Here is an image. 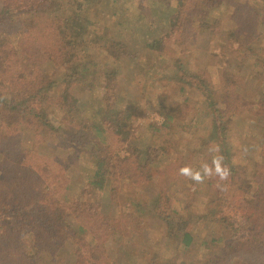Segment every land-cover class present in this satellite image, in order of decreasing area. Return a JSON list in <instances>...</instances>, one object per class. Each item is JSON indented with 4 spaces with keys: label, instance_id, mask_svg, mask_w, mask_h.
Masks as SVG:
<instances>
[{
    "label": "trees",
    "instance_id": "16d2710c",
    "mask_svg": "<svg viewBox=\"0 0 264 264\" xmlns=\"http://www.w3.org/2000/svg\"><path fill=\"white\" fill-rule=\"evenodd\" d=\"M76 1L0 0V38L6 36L0 40V264H56L44 261L38 251L53 245L58 235L69 243L76 264H264V147L258 164L250 168L235 159L228 134L231 122L244 120L247 112L264 113L263 83L254 101L241 93L243 79L251 83V72L264 75V0H246L240 9L226 5V13L232 14L228 29L222 18L214 16L212 0H163V4L149 0L142 19L153 34L150 42L128 49L103 35L102 45L95 52L86 53L82 62L76 60L69 66L64 58L73 42L72 34L87 25L90 15L83 3ZM163 21L167 28L161 30ZM203 37L218 41L222 54H218L219 63L225 61L234 76L223 74L214 83L206 70H197L190 63L188 56L196 46L193 43ZM28 45H32L28 53L20 52L27 51ZM165 49H172L176 70L168 80L179 77L175 81L198 91L196 101H204L203 113L210 118V134L201 140L196 162L208 165L209 178L206 175L203 181L214 192L204 214H196L191 208L179 212L170 201L172 178L192 170L184 166L183 171L176 170L183 159L181 152L171 166L174 176L165 174L156 181L154 175L160 173L161 160L175 153L169 142L177 133L176 127L183 126L186 119L191 122L193 112L188 102L195 98L186 97L171 107L160 104L167 111L166 119L161 125H152L153 133L157 136L165 130L168 138L162 136L163 140L142 146L132 142V135L137 133L131 123L130 101L118 96L122 104L114 107L109 97L98 95L114 86L107 83L117 72L110 66L93 68L96 59L110 65L113 57L117 63L130 54L136 62L142 52L149 51L148 59L165 58ZM32 50L64 66L61 82L44 79V85L40 71L18 72L17 65ZM141 62L134 68L135 77L153 78L157 66L147 67ZM125 133L132 135L126 138ZM27 137H31L30 144ZM47 137L56 141V148L45 143ZM259 137L264 140V134ZM126 145L128 154L122 155L120 150ZM53 149L57 150L55 157ZM84 159L92 167L86 185L108 192L113 202L108 211L93 198H78L73 193L69 172ZM151 183L157 194L148 203L143 192ZM122 195L130 204L125 205L124 216L114 217L119 201L126 199ZM146 219L159 222L165 229L170 251L165 256L153 253L148 259L133 262L129 254L139 249L131 242L142 234ZM202 219L212 225L209 237H215L213 249L202 260H190L195 235L191 228ZM217 226L228 234L226 241L221 235L216 239ZM113 227L120 239L112 236ZM15 232L20 233L19 238ZM23 232L33 237L31 252L24 246ZM109 239L118 242L119 259H128V263L106 254L104 244Z\"/></svg>",
    "mask_w": 264,
    "mask_h": 264
},
{
    "label": "rangeland",
    "instance_id": "374dc122",
    "mask_svg": "<svg viewBox=\"0 0 264 264\" xmlns=\"http://www.w3.org/2000/svg\"><path fill=\"white\" fill-rule=\"evenodd\" d=\"M76 1V0H75ZM84 5V10L88 12L89 20L87 25L73 33L74 39L71 42V47H69V52L66 53L64 60L68 65H74L82 62L84 55L90 51L95 52L97 47L99 48L102 44L103 35L108 37L112 43H120L122 45H127L128 49H133L134 47L143 46L144 41L150 42L153 38V34L148 31V27L145 25L144 20V10L148 6L149 0H136L135 3H130L126 0H119L116 3L107 2L101 0H78ZM161 1L163 4V0ZM172 1L165 0L164 2ZM246 0H212L214 16L222 18V23L225 29L231 27L230 18L232 14L226 13L224 7L226 5L234 8H242L243 2ZM77 2V1H76ZM220 4V5H219ZM163 6V5H162ZM143 10V11H142ZM159 27L161 30L167 28V25L163 21ZM5 35V34H4ZM6 37V36H2ZM0 38V40L2 39ZM11 39V35H9ZM205 39H197L193 44L195 52L193 55L188 56L190 63L197 70H206L207 76L213 80L214 83L221 80V76L224 74H231L232 71L226 66L225 61L219 63V49L218 41L211 40L206 37ZM261 39L264 46V28L261 30ZM5 40V39H4ZM32 45H28L27 51L21 50L22 53H28ZM171 48V47H168ZM165 58L160 56H153L148 59L149 51L146 54L139 55L137 61L133 56H129L124 61H119L115 63V58H112V64L107 63L103 59H96L92 64L93 68L95 66H107L113 68L117 72V76L109 80L107 84L114 85L108 90H102L98 95L102 98H110L114 104V107L121 106V101L123 96L127 98V102L130 101L129 106L133 108V127L136 129L137 136L131 133H125L126 138L129 134L133 136L132 142L136 140V143L144 146L149 143H156L163 140L162 136L168 138L166 131L162 130L157 136L153 133V124H162L164 119H166V109H161L160 104L164 107L175 106L177 103L183 102L186 97L195 98V101L188 102L190 106V111L193 112L189 118L184 121L183 126L176 127L177 133L172 136L170 146L171 151L175 152L167 158H163L158 165L160 168V173L154 175L156 176V181L165 178V174L173 175L171 172V166L175 162L178 152L183 156L180 160V166H176L177 171H183V167H192L191 174L185 176H179L172 178L171 180V191H170V201L174 209L179 212L185 213L188 208H191L196 214H204L208 210V206L214 197V192L211 190L209 185H205L204 177L207 175L208 165L201 162L196 163L199 160L200 155V142L203 138L210 134L208 125L210 124V118L206 117L203 113V102L202 100L196 101L199 98V92L192 87H186L181 81L168 80L169 77L175 75L176 70L173 68L174 58L171 59L173 55L172 49H165ZM219 54V55H218ZM119 58H122V51H119ZM20 64L17 65V70L29 72L33 69L34 72L40 71L42 74V82L44 85L45 81H50L56 83L65 77L64 66L62 64L53 62L52 60L44 59L41 57V53L36 54V50H32L28 55H26ZM133 60H132V59ZM222 59V57H221ZM223 60V59H222ZM142 61V62H141ZM125 62V63H124ZM144 64L146 62L147 67L150 65L157 66V73L152 78L146 79L145 76L140 75L137 78L134 75V68L137 63ZM120 63V64H119ZM222 64V65H220ZM21 67L19 68V66ZM251 83L249 84V79L246 82L244 78L242 81L241 93L249 101H254L257 96V89L260 83L264 84V75L251 72ZM40 75V73H39ZM150 75V73H148ZM143 76V77H142ZM230 76H234L231 74ZM167 78V79H166ZM41 79V78H40ZM142 79V80H141ZM163 79V80H162ZM64 88V87H63ZM182 88H185L182 90ZM50 92H54L51 91ZM119 96V97H118ZM255 106V104H252ZM97 108L95 107V110ZM65 128H69L67 124H64ZM229 138L232 142L234 148V157L238 162L247 164L250 168H253L260 159L262 155V147H264V140L259 137L264 134V113L259 111L247 112L244 115V120L237 118L233 123L231 122L229 130ZM264 138V137H263ZM31 143V137L26 138ZM51 137H47L44 141L46 144L53 145V148L57 147V143ZM173 145V146H172ZM35 150L39 151V146H36ZM122 155H127V145L121 150ZM53 157L57 155V150L53 149L51 151ZM82 163L75 164L76 170H70L69 178L70 182L73 184V193L76 194L78 198L90 197L94 201L98 202L100 207L103 206L105 211L109 210V207L113 203L110 200L108 192H100L93 186L86 185L87 178L91 173L92 167L91 163L87 160H81ZM63 163L62 161L59 163ZM73 162H70L72 166ZM174 176V175H173ZM209 175H207V179ZM157 189L153 183H151L148 188L143 192L149 198L148 203L153 202ZM121 198L125 199L123 202L119 201V209L113 213L114 217H122V213L125 210V205L130 204V200H127V196L122 195ZM151 202V203H152ZM132 210V207L130 206ZM127 218L130 214L129 208L127 209ZM151 218L149 215H147ZM145 226L142 228V234L137 238L132 240L131 244L139 251H135L129 254L133 257V262H137L139 258L148 259L153 253H160L165 256L169 253L165 229L157 221H152L149 219L145 220ZM216 239H219L221 235L226 241L228 234L222 231V229L217 226ZM194 235V242L192 246V251L189 256L192 259H204V257L211 252L213 249V240L215 237H209V233L212 230V225L206 219H202L191 228ZM17 237L19 238V234ZM112 236L116 239H120L117 229L113 227ZM213 239V240H212ZM22 240L24 246L29 252L34 249L33 237L26 232L22 233ZM53 245H49L42 251H38L41 258L44 257V261H53L56 264H76L72 254V248L69 243L65 240V237L58 235L54 240ZM141 241V245L137 246L136 242ZM49 244V243H48ZM106 254L110 258H120L119 255V244L114 239H109L104 244ZM264 251V248H262ZM36 253V249L34 250ZM129 257V258H130ZM123 258V257H122ZM189 261V260H187ZM120 263H128V259L121 260ZM134 264V263H133ZM199 264H205L200 263Z\"/></svg>",
    "mask_w": 264,
    "mask_h": 264
}]
</instances>
